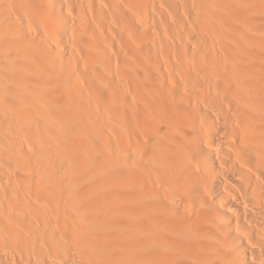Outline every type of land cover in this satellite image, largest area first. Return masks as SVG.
I'll list each match as a JSON object with an SVG mask.
<instances>
[{"label":"bare ground","instance_id":"bare-ground-1","mask_svg":"<svg viewBox=\"0 0 264 264\" xmlns=\"http://www.w3.org/2000/svg\"><path fill=\"white\" fill-rule=\"evenodd\" d=\"M0 264H264V0H0Z\"/></svg>","mask_w":264,"mask_h":264},{"label":"rangeland","instance_id":"rangeland-1","mask_svg":"<svg viewBox=\"0 0 264 264\" xmlns=\"http://www.w3.org/2000/svg\"><path fill=\"white\" fill-rule=\"evenodd\" d=\"M106 72H107V73H109V74L111 75V77L115 75V70H114V69L107 68V69H106ZM112 78L114 79V78H115V76H114V77H112ZM113 100H115V101H116V99H115V98H114Z\"/></svg>","mask_w":264,"mask_h":264}]
</instances>
